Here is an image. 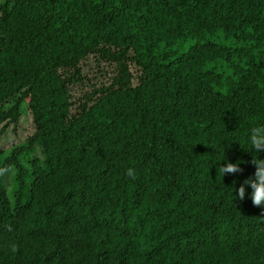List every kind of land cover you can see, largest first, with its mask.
Instances as JSON below:
<instances>
[{
  "label": "trees",
  "instance_id": "obj_1",
  "mask_svg": "<svg viewBox=\"0 0 264 264\" xmlns=\"http://www.w3.org/2000/svg\"><path fill=\"white\" fill-rule=\"evenodd\" d=\"M260 125L264 0H0V264H264Z\"/></svg>",
  "mask_w": 264,
  "mask_h": 264
},
{
  "label": "clouds",
  "instance_id": "obj_2",
  "mask_svg": "<svg viewBox=\"0 0 264 264\" xmlns=\"http://www.w3.org/2000/svg\"><path fill=\"white\" fill-rule=\"evenodd\" d=\"M249 140L255 152H264V125L251 128ZM251 163L255 166V172L252 176L243 180L238 190H235L237 191L235 197L241 201L244 200L247 194L246 186H248L251 188L250 198L253 205L264 208V159H260L259 156L252 157ZM6 171L7 169H0V175H3ZM241 172H243V169L238 161L236 163L228 162L217 169V174L222 175V177L228 173L236 174ZM126 175L135 179L134 169L129 168ZM15 250L16 247L13 246V251Z\"/></svg>",
  "mask_w": 264,
  "mask_h": 264
},
{
  "label": "rangeland",
  "instance_id": "obj_3",
  "mask_svg": "<svg viewBox=\"0 0 264 264\" xmlns=\"http://www.w3.org/2000/svg\"><path fill=\"white\" fill-rule=\"evenodd\" d=\"M85 63L87 67L86 70L88 73L91 72V70L92 71L95 70L96 65L93 61L87 60V62ZM23 108H25V106H23ZM33 133H34L33 117H32V114L28 112L27 114L21 117L20 123L16 130L13 129V126L9 128L6 135L1 140V145L4 148H9L13 144L23 142ZM27 155H28V159L23 160V162L25 163V166L29 168L30 167L29 164H31V162L29 161L30 157H33L36 155L41 157V152L39 151L38 148H35L34 150H28ZM13 189H14V186L11 182V185L9 184V190L11 193Z\"/></svg>",
  "mask_w": 264,
  "mask_h": 264
}]
</instances>
